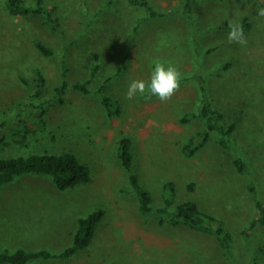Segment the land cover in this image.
Wrapping results in <instances>:
<instances>
[{
  "label": "rangeland",
  "instance_id": "374dc122",
  "mask_svg": "<svg viewBox=\"0 0 264 264\" xmlns=\"http://www.w3.org/2000/svg\"><path fill=\"white\" fill-rule=\"evenodd\" d=\"M7 1L0 0V157L72 150L92 174L64 190L48 175L6 184L0 250L60 253L73 244L79 218L104 208L89 246L28 264H264V225H251L256 200H264V16L257 15L264 0H148L161 15L132 0H46L56 28L42 14H13ZM230 21L243 26L246 45L228 42ZM156 60L180 70V89L167 102L139 93L128 99L129 84L148 81ZM39 73L45 84L36 97ZM65 73L70 83L89 81L90 91L70 87L59 100ZM199 76L223 122L236 127L230 147L212 134L204 143L197 138L188 156L184 143L206 128L198 115ZM102 84L121 103L120 115L104 107ZM123 135L132 139L135 170L153 194L149 213L140 210L118 156ZM238 156L247 172L237 169ZM171 181L173 204L161 212ZM186 200L225 220L234 262L215 234L171 222Z\"/></svg>",
  "mask_w": 264,
  "mask_h": 264
},
{
  "label": "trees",
  "instance_id": "16d2710c",
  "mask_svg": "<svg viewBox=\"0 0 264 264\" xmlns=\"http://www.w3.org/2000/svg\"><path fill=\"white\" fill-rule=\"evenodd\" d=\"M134 4L145 6L153 15H161L148 0H132ZM8 8L13 14H42L46 22L53 28H56L58 20L55 14V8L47 5L46 0H35V3H28L27 0H8ZM244 24L250 27V23L245 19ZM38 48L46 55H52L53 49L43 43L37 42ZM61 84L56 87V96L63 100L67 89L72 87L82 92H89V81L70 83L66 78V73ZM200 87L203 93V100L198 115L205 119L206 128L187 139L184 143L183 152L191 156L196 150L197 138L206 142L212 134L218 136L219 142L224 147L231 146V135L235 130L236 124H227L223 122L224 114L219 109L214 108L212 102L207 97V86L202 76H199ZM45 76L39 73L36 97H40L44 90ZM102 93V103L107 112L114 116L122 112L121 103L113 98L107 92L106 84L100 86ZM6 124V120H0V126ZM118 156L127 171L129 181L139 200V207L143 213H149L153 210V194L141 182L139 174L135 170V155L132 139L123 135L119 140ZM237 169L240 172L248 171V164L242 156L235 160ZM25 174L48 175L59 189L77 187L78 185L89 181L92 170L91 167L83 162L79 156L72 150H65L60 153L43 152L32 153L29 155H20L12 157H0V192L2 188ZM174 183L171 181L166 184L169 194L165 197V206L159 210L168 212L169 207L173 204L175 192ZM257 214L253 218L252 226L257 224L264 225V200L257 199ZM105 215L104 208H97L88 215L80 217L78 228L74 235V242L68 248L60 253H55L49 249H39L35 251L19 248L11 251L9 249L0 250V263L2 264H28L37 259L64 258L74 255L78 250L84 249L90 245L95 235L96 229ZM170 220L173 224H187L195 229L215 234L219 240L224 252L229 260L235 261L234 237L226 225L225 220L219 218L213 213L200 208L195 200H186L179 203L176 209L171 212ZM112 264H118L113 262ZM253 264H257L255 261Z\"/></svg>",
  "mask_w": 264,
  "mask_h": 264
},
{
  "label": "clouds",
  "instance_id": "9594fccd",
  "mask_svg": "<svg viewBox=\"0 0 264 264\" xmlns=\"http://www.w3.org/2000/svg\"><path fill=\"white\" fill-rule=\"evenodd\" d=\"M257 15L264 16V8L258 9ZM227 39L229 43L240 45H246L248 42L243 26L235 21L229 22ZM182 79V73L176 66L166 65L160 60H156L154 61L150 79L148 81L142 79L133 80L129 84L126 97L133 99L139 93L145 95L148 99L155 96L161 102H167L180 89Z\"/></svg>",
  "mask_w": 264,
  "mask_h": 264
},
{
  "label": "bare ground",
  "instance_id": "6f19581e",
  "mask_svg": "<svg viewBox=\"0 0 264 264\" xmlns=\"http://www.w3.org/2000/svg\"><path fill=\"white\" fill-rule=\"evenodd\" d=\"M6 249V248H5Z\"/></svg>",
  "mask_w": 264,
  "mask_h": 264
}]
</instances>
